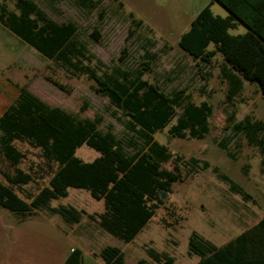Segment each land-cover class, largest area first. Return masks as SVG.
<instances>
[{
    "label": "rangeland",
    "instance_id": "obj_1",
    "mask_svg": "<svg viewBox=\"0 0 264 264\" xmlns=\"http://www.w3.org/2000/svg\"><path fill=\"white\" fill-rule=\"evenodd\" d=\"M31 1L57 24L70 22L78 27L76 44L83 48L80 60L84 66L95 68L100 75L117 76L115 70L143 71L149 65L144 79L158 84L165 93L183 90L195 105L208 102L213 107L210 132L204 139H194L188 131L185 139L168 134V129L183 114V108L176 109L169 127L154 135L173 156L162 168L174 171L178 164L182 173V181L173 184L167 197L160 196L164 203L155 217L129 244L107 235L94 247H119L125 254L126 264H135L139 259L158 264L149 259L148 248L173 257L175 264H197L200 257L189 255L193 232L222 247L244 230L239 226L243 217L249 216L252 223L260 219L264 213L262 158L259 149L235 125L247 117L264 123V95L260 94L258 85L243 79L240 94L229 100L231 86L224 73L230 68L222 56L218 54L211 64H206L194 60L179 47L181 37L189 31L196 15L212 0ZM7 5L11 11H17L16 0H7ZM212 12L222 17L228 15L217 2ZM130 14L142 20L143 26L133 25ZM209 50H214V46ZM92 84L83 73L67 72L44 58L0 24V117L24 88L47 106L79 119L101 118L99 130L105 133L111 129L117 140L135 137L127 129L128 119L108 98L97 95L91 89ZM258 140L264 141V130ZM13 144L25 155L18 167L31 176V182L24 188L25 194L21 195L32 198L48 185L58 163L26 141L16 140ZM76 156L93 162L100 153L85 145L77 150ZM215 169L241 191H234ZM3 173L14 175L15 172L0 153V179H4ZM51 206L85 210L93 214V220L105 211L104 201L93 199L84 189H69L68 197L53 200ZM47 212L44 210L40 215L50 217ZM4 217L14 218L9 213ZM51 219L67 227L59 215ZM92 219L88 217L86 224H92Z\"/></svg>",
    "mask_w": 264,
    "mask_h": 264
},
{
    "label": "trees",
    "instance_id": "obj_2",
    "mask_svg": "<svg viewBox=\"0 0 264 264\" xmlns=\"http://www.w3.org/2000/svg\"><path fill=\"white\" fill-rule=\"evenodd\" d=\"M215 2L228 10L227 17L212 12ZM16 10L8 8L7 0H0V24L65 71L86 75L93 82L91 89L108 98L128 119L127 129L135 137L117 140L111 129L105 133L99 130L101 118L79 119L47 106L22 88L17 100L0 117L1 157L15 172L5 174L7 184L0 181V208L24 216L47 210L60 215L68 224H78L85 215L83 210L72 206L52 207L51 203L68 197L71 188L84 189L93 199L105 203L104 213L98 216L100 227L124 243H131L164 203L160 192L169 193L173 184L182 181L178 164L174 171L162 168L173 156L154 135L169 127L176 109L183 108V114L168 129V134L185 139L188 131L190 137L204 139L210 132L213 107L208 102L195 105L183 90L165 93L158 84L144 79L149 65L143 71L115 70L117 76L100 75L95 68L81 63L83 48L76 44L78 27L74 23L57 24L31 0H16ZM130 16L133 25L143 26L142 20L135 19L134 14ZM240 24L247 30L231 34ZM211 45L214 50H209ZM179 47L194 60L206 64H211L216 55L222 56L230 68L224 73L231 86L229 100L241 89L240 78L257 84L264 95V0H212L196 15L189 31L181 37ZM235 129L259 149L264 171V141L258 140L264 123L247 117ZM16 140L41 148L58 163L48 185L32 198H24L16 191L31 182V176L18 167L25 155L14 146ZM85 145L100 153V157L93 162L78 158L77 150ZM214 171L234 191H241L218 169ZM147 255L158 264H175L173 257L152 248L147 249ZM189 255L200 257L197 264H264V215L255 226L222 247L193 232ZM100 256L106 264H124L125 255L120 248L106 246ZM65 264H84L83 251L74 249ZM136 264L150 262L140 259Z\"/></svg>",
    "mask_w": 264,
    "mask_h": 264
},
{
    "label": "crops",
    "instance_id": "obj_3",
    "mask_svg": "<svg viewBox=\"0 0 264 264\" xmlns=\"http://www.w3.org/2000/svg\"><path fill=\"white\" fill-rule=\"evenodd\" d=\"M246 30L247 28L240 24L236 30L231 31V34H242ZM240 79L243 86V78ZM248 83L254 84L249 81ZM241 90L242 87L237 89V95L240 94ZM232 91H235V88H232ZM260 94L263 95L261 91ZM5 174L9 173H3L2 177L4 179H0V181L7 184ZM25 187L26 185H22L16 188V191L20 195L21 193L25 194ZM7 211L9 210L0 211V264H65L67 258L77 248L83 251L84 264H106L100 256L101 251L105 247H94L105 239L107 235H111L99 225L98 216L103 214V212L95 216L96 220H93L91 218L93 214L83 210L85 215H83L82 220L78 224H68L59 215L66 223L67 227H65L62 223L51 219L53 216H58L57 214L47 212L50 217L40 215L44 210H38L29 216L17 215ZM7 213L13 215L14 218H19V220L14 218L5 219L4 216ZM37 214L40 215L37 219H31ZM263 215L264 213L254 223L250 221L249 216L243 217L239 222V226L244 228V230L237 236L255 226L263 218ZM88 217L92 219V224L90 225L86 224ZM137 262L138 260L135 264ZM124 264H126V258L124 259Z\"/></svg>",
    "mask_w": 264,
    "mask_h": 264
},
{
    "label": "water",
    "instance_id": "obj_4",
    "mask_svg": "<svg viewBox=\"0 0 264 264\" xmlns=\"http://www.w3.org/2000/svg\"><path fill=\"white\" fill-rule=\"evenodd\" d=\"M167 192H165L164 190H162L161 192H160V196H161V198H163V195H165L164 197H167V194H166Z\"/></svg>",
    "mask_w": 264,
    "mask_h": 264
}]
</instances>
